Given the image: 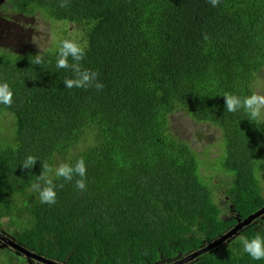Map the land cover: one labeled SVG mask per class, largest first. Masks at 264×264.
<instances>
[{
	"label": "trees",
	"instance_id": "1",
	"mask_svg": "<svg viewBox=\"0 0 264 264\" xmlns=\"http://www.w3.org/2000/svg\"><path fill=\"white\" fill-rule=\"evenodd\" d=\"M135 1L67 0L65 8L61 0L2 3L4 12L61 23L59 40L85 45L82 67L104 85L66 88L72 73L56 68V48L45 51L42 66L30 63L33 53L0 49V82L13 91L11 106L0 104L13 130L10 141L0 142V227L52 261H172L264 204L256 177L257 168L264 170V122L248 120L242 109L228 112L222 95L264 93V0H220L215 7L209 0H154L131 12ZM178 111L210 124L224 154L210 159L206 149L193 148L196 137L173 135L169 115ZM29 154L37 161L23 169ZM81 157L86 189L75 187L79 177L56 179V202L41 203L31 184L42 161L55 167ZM221 174L236 219L221 217L215 202L213 181ZM256 218L185 264H264L240 242L264 236V226L249 225ZM7 261L15 264L12 255Z\"/></svg>",
	"mask_w": 264,
	"mask_h": 264
},
{
	"label": "clouds",
	"instance_id": "2",
	"mask_svg": "<svg viewBox=\"0 0 264 264\" xmlns=\"http://www.w3.org/2000/svg\"><path fill=\"white\" fill-rule=\"evenodd\" d=\"M3 1L4 0L0 1V4H2ZM209 2L213 7H215L220 3V0H209ZM153 3L154 0L135 1L132 3L131 12H136L139 9H147ZM59 6L61 8L67 7L68 6L67 0H61ZM15 14L16 13L14 11H12L11 13H6V15H15ZM15 24L29 25L26 23L21 24V22H15ZM204 38L207 39V36L205 35ZM33 41L36 42L35 40ZM39 48L41 49V51H39L35 56H33V59L31 60L30 63L33 65L42 66L45 64V58H44L45 50L42 49L40 46ZM56 50H57V58L55 64L56 68L68 69L72 73L71 77L65 78L63 80V84L66 88L72 89V88L94 87L98 91L103 89L104 85L102 82L98 80V73L94 70L82 67L81 62L84 60L86 56L85 45H83L75 38L62 39L57 42ZM69 58H71V63L69 62ZM222 95L225 101V108L227 109L228 112L235 113L238 110L242 109L246 112L248 120L254 123L258 121L264 122V94L253 91L250 95L244 97H240L238 95L227 92L223 93ZM12 98H13V91L9 86V84L7 82H0V104L11 106ZM2 114L4 113H0V115ZM4 143L1 142V144ZM36 161H37V157L29 154L23 160L21 166L23 169H31L35 165ZM41 167H42L41 173L38 176H35V181L31 184L32 191L38 193L39 200L41 203L52 205L56 202L57 184L54 182L56 179H62L64 182L70 183L74 180V177H79L78 179H75V187L80 191H84L86 189V182H85L86 165L83 157L78 158L74 164H70L67 162H60L55 167L51 166L45 161H42ZM63 186H64L63 184L59 185V187L61 188ZM262 214L263 213H261L260 215ZM240 242L242 244L243 252L248 254L253 260H264V236L260 234H256L250 238L242 236L240 238ZM0 247L3 248L7 246H2L0 242ZM32 262H37V261L29 262L27 260L28 264H31Z\"/></svg>",
	"mask_w": 264,
	"mask_h": 264
},
{
	"label": "rangeland",
	"instance_id": "3",
	"mask_svg": "<svg viewBox=\"0 0 264 264\" xmlns=\"http://www.w3.org/2000/svg\"><path fill=\"white\" fill-rule=\"evenodd\" d=\"M11 12L12 10L2 11V4H0V49H7L9 52H14L15 54L29 52L36 55L41 51L39 46L45 51L56 48L57 42L59 41L58 35L61 37L59 33V26L61 23L44 19L38 13L34 14L31 19L28 17L24 18V16L17 14L6 15V13ZM15 22H21V24L26 23L30 26L25 24L17 25ZM68 29L70 30L71 27L68 26ZM259 77H261V82L264 84V68L259 74ZM11 121V115H0V135L3 136L0 142H8L12 138L13 130H10ZM168 127L173 135L187 142L196 137L192 143L193 148L200 153H203V149H206L207 156L210 159H216L222 153V142L218 140V133L214 130H210V128H212L210 124L196 123L181 111H178L169 115ZM198 134L200 135L198 136ZM207 148H209V153ZM213 184L215 185L214 198L221 209V217H228L230 213L227 210L228 201L225 196V189L229 185V181L225 177V174H221L218 180L213 181ZM0 232L14 238L15 232H13L11 228L3 225L0 227ZM9 255L13 256L15 264H28L26 258L22 254L8 247H0V264H9V262H7V257ZM169 262L171 261L167 263ZM31 264L40 263L32 262Z\"/></svg>",
	"mask_w": 264,
	"mask_h": 264
},
{
	"label": "water",
	"instance_id": "4",
	"mask_svg": "<svg viewBox=\"0 0 264 264\" xmlns=\"http://www.w3.org/2000/svg\"><path fill=\"white\" fill-rule=\"evenodd\" d=\"M261 213H264V207L257 210V212L255 214L250 215L249 217H247L242 222H240L239 219H237L238 220L237 224L231 230H228L223 236H221L217 240H213L211 242H208L204 246H202L201 248H199V249H197V250H195L189 254H185L182 257L175 258L169 263L159 261L161 263L156 262L153 264H185V263L191 261L192 259H194L195 257H197L198 255H200L206 251H209L210 249H212L218 245H221L225 240L229 239L232 235H234L238 229H240L242 226L248 224L252 219L256 218ZM0 242H1L2 246H7V247L13 249L14 251H16L17 253L25 256L29 262L37 261V262L42 263V264H63L61 262L52 261L50 259H47V258L39 255V254H36L35 252H33L31 250H28L24 245L19 244L16 240L6 236L2 232H0Z\"/></svg>",
	"mask_w": 264,
	"mask_h": 264
},
{
	"label": "flooded vegetation",
	"instance_id": "5",
	"mask_svg": "<svg viewBox=\"0 0 264 264\" xmlns=\"http://www.w3.org/2000/svg\"><path fill=\"white\" fill-rule=\"evenodd\" d=\"M224 154V152L222 151V153L220 154V155H223ZM219 155V156H220ZM256 177H257V180H258V183H259V185H260V191H261V195L262 196H264V170H262V169H259V168H257V170H256ZM229 181V180H228ZM227 198V197H226ZM228 199V198H227ZM263 201H264V197H263ZM230 206V204H229V202H228V207ZM264 206V204L263 205H261L260 207H258L257 208V210L258 209H260V208H262ZM228 212L230 213V215L228 216V217H233L234 219H236V217H238V216H236V214L235 213H233L232 211H230V210H228ZM235 224V223H234ZM233 224V225H234ZM249 225H257V226H264V213L262 214V215H260L259 217H257L252 223H250ZM249 225H247V226H249ZM247 226H245V227H243L241 230H240V234L243 232V230L247 227ZM40 264H42V263H40Z\"/></svg>",
	"mask_w": 264,
	"mask_h": 264
}]
</instances>
